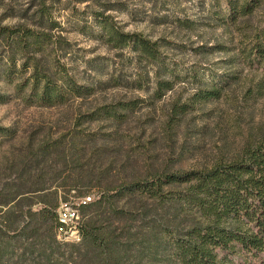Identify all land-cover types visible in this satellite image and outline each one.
Segmentation results:
<instances>
[{
    "label": "rangeland",
    "instance_id": "1",
    "mask_svg": "<svg viewBox=\"0 0 264 264\" xmlns=\"http://www.w3.org/2000/svg\"><path fill=\"white\" fill-rule=\"evenodd\" d=\"M0 264H264V0H0Z\"/></svg>",
    "mask_w": 264,
    "mask_h": 264
},
{
    "label": "built area",
    "instance_id": "2",
    "mask_svg": "<svg viewBox=\"0 0 264 264\" xmlns=\"http://www.w3.org/2000/svg\"><path fill=\"white\" fill-rule=\"evenodd\" d=\"M90 200V197H88ZM78 217L77 212L72 208L62 209L59 213V221L63 225H70Z\"/></svg>",
    "mask_w": 264,
    "mask_h": 264
},
{
    "label": "trees",
    "instance_id": "3",
    "mask_svg": "<svg viewBox=\"0 0 264 264\" xmlns=\"http://www.w3.org/2000/svg\"><path fill=\"white\" fill-rule=\"evenodd\" d=\"M139 184H140V183L136 182V183H133V184L128 185V187H131V188H133V187H138Z\"/></svg>",
    "mask_w": 264,
    "mask_h": 264
}]
</instances>
